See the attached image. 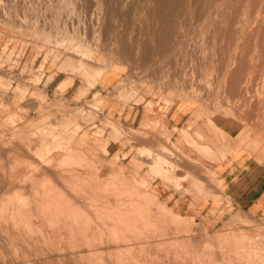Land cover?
<instances>
[{
	"label": "rangeland",
	"instance_id": "obj_1",
	"mask_svg": "<svg viewBox=\"0 0 264 264\" xmlns=\"http://www.w3.org/2000/svg\"><path fill=\"white\" fill-rule=\"evenodd\" d=\"M144 1L0 0V147L24 144L23 149L14 147L11 153L0 148V264H61L57 255H51L52 249L64 245L60 254L69 255V243L80 245L73 248L78 260L66 264H108L117 259L132 264H264V218L250 222L248 231H209L188 217L172 218L170 211L176 210L159 199L150 179L159 177L176 190L182 189L188 179L183 178L180 167L181 143L172 142L166 135L156 139L158 121L136 129L112 115L113 110L133 103L159 113L172 108L193 110L192 116L203 120L206 130L215 137V150L212 145V150L197 147L195 139L206 141L202 131L197 129L193 135L182 129L195 150L217 160L235 148L240 153H254L261 160L264 0H201L210 12L180 14L175 32L161 30ZM161 38L167 40L165 46L160 45ZM61 75L67 80L59 91L70 83L79 86L74 98L55 89H50L52 99L46 94L47 84ZM16 100L38 111L24 128L17 126L13 111ZM112 121L117 129H110ZM93 122L96 127L90 129ZM85 136H91V143ZM113 139L125 142L122 155L108 152ZM68 148L85 154L86 160L74 166L83 174L76 177L73 169L65 167L67 163L55 167L60 172L53 166L61 182H66L44 188L56 193L54 197L59 196L61 203L69 204L72 210L82 211L87 228L72 232L73 240L68 238L69 231L63 239L49 240L51 248L44 249L46 254L36 255L39 245L45 243L32 245L25 235L29 229L25 225L18 235L7 211L12 205L28 206L41 189L39 178L29 187L23 184L26 182L17 183L26 167L55 165L56 158L49 163L51 155L59 158ZM154 156L155 169L148 171ZM147 158L149 162H138ZM95 168L101 170L96 172ZM74 179L79 186H74ZM203 179L207 186H216L210 172ZM94 180L102 187L115 183L119 186L115 192L121 195L101 192ZM203 187L193 186L198 192ZM125 189L130 196L122 192ZM15 190L22 199L14 197ZM149 193L156 196L155 201L147 200ZM106 197L108 205L103 204ZM120 198L123 203L116 202ZM128 199L136 202L129 206L124 203ZM138 207H148L154 221L144 233H140V227L126 229V221L115 220L118 215H137ZM31 221L36 223L37 219L32 217ZM115 224L122 226L118 232L126 237L124 242L111 240ZM108 239L111 241L98 246ZM99 247L103 249L100 253L96 251ZM252 248L257 256L248 258ZM46 258L48 261H44Z\"/></svg>",
	"mask_w": 264,
	"mask_h": 264
},
{
	"label": "crops",
	"instance_id": "obj_2",
	"mask_svg": "<svg viewBox=\"0 0 264 264\" xmlns=\"http://www.w3.org/2000/svg\"><path fill=\"white\" fill-rule=\"evenodd\" d=\"M62 76L59 78L55 76L56 78L47 84L49 92L47 91L46 94L50 98L53 95L50 89H55L58 94L65 93L68 98H74L78 94L79 86L77 87L74 83H70L63 91L58 90L67 80L66 76L64 78ZM11 107L13 108V106ZM18 107L13 109L18 121L17 126L18 128H24V124L28 123L30 118L37 117L38 111L30 107L26 112V109L19 110ZM191 112L193 110L179 109V111H176L172 108L159 113V110L150 111L133 103L129 107L113 110L112 115L123 124L136 129H141L142 126H146L148 123L158 121L159 128L156 129L157 134L154 135L156 139H163L166 135L172 139V142L181 143V146H179V149L182 150L180 167L183 169V178L188 180L183 181L182 189L176 190L172 184L164 182L159 177L151 178L150 182L156 188L160 200L166 202L179 215L193 219L195 223L209 231L213 229L251 230L250 222L264 218V154L260 160L254 153H248L247 151L240 153L239 149L232 147V152L225 155L224 158L217 160L206 158L198 150H195L185 140L184 134L181 133L182 129H186L188 133L194 135V132L200 129L206 137V141L195 139V145L197 147L204 146L210 150L213 146L215 150V144H213L215 137L211 136V133L206 130V123L203 120H196ZM0 119L3 120L2 117ZM87 140L89 139L87 138ZM110 141L113 145V153L110 155H116V153L122 155L124 145H126L125 142L115 139ZM89 147H91L90 144ZM83 155L86 158L84 153ZM148 159H138V162L144 161L146 163L149 162ZM154 165L155 156L150 161L149 166L151 167L148 171H153L155 169ZM16 169L18 170V168ZM206 172L213 175L216 186L213 187L211 184L207 186L203 179ZM199 184H203L204 187L202 191L198 192L194 190L193 186L198 185L199 187ZM218 196L219 198H217ZM248 252V258L257 256L253 248Z\"/></svg>",
	"mask_w": 264,
	"mask_h": 264
},
{
	"label": "bare ground",
	"instance_id": "obj_3",
	"mask_svg": "<svg viewBox=\"0 0 264 264\" xmlns=\"http://www.w3.org/2000/svg\"><path fill=\"white\" fill-rule=\"evenodd\" d=\"M112 2H120V3H122V2H124V0H112ZM143 4L145 5V8L148 11V13L150 14V16H152L153 18L156 19V22L158 23L160 29L163 30V31L171 30V31L175 32L176 28H177L176 27V24H177L176 21H177L178 16H180V14H184V13L189 11V12H195L196 16H199V14H202V13L208 14L210 12V8L207 5H205L204 2L202 3L201 0H145L143 2ZM143 4H141L140 6H142ZM249 5L252 6V3H250ZM248 9H249V7H248ZM228 11H230V10H228ZM217 13H218V11H217ZM230 13H231V11H230ZM236 13H237V11H236ZM210 15H212V14H210ZM249 17H251V16L249 15ZM232 22H234V21H232ZM229 23H230V21H229ZM244 23H242V24L244 25ZM243 25H241V27H243ZM230 29H231V27H230ZM166 44H167V40L165 38H161L160 45L165 46ZM22 103H23V101H22ZM14 104H15V106L26 108L27 111L32 106L31 104L27 105V106H25L23 104H20V100H16L14 102ZM37 105H41V104L38 103ZM110 123H111V128L110 129H113V127H114V129H117L118 125L115 124L114 121H112ZM95 124L96 123L93 122L92 123V127L90 129L95 128L96 127ZM90 137L85 136L84 138L86 140H87V138L90 140ZM66 138L70 139L71 137H66ZM91 140H90V143H91ZM109 142H110V145L108 144V149H109L108 152L112 154L113 153L112 152L113 145H112L111 141H109ZM16 144H17V146L15 144L12 145V146H5V145L2 146L1 145L0 148H3V150L6 148V151L11 153L12 149H14V147L21 146V147H19V150H20V148H22L23 145H24L23 143H16ZM25 147H26L25 149L27 150L28 146L26 145ZM0 153H1V151H0ZM54 153H58V150H55ZM63 153L64 154L61 157H59V158H57L59 156L57 154L51 155L49 163L53 162V160H55V158H56L57 162L55 163V165L47 164L46 166H42L41 164H36L37 166L33 167V168L32 167H29V168L26 167V169L24 170V173L19 175L17 183L19 185H22L18 181L26 182V183H23V184L25 186L29 187V186L35 184V180L34 179L39 178L40 181H41V185H40L41 189L39 190L38 193H36L35 195L32 196V200L30 201V204H28V206H26V205H22V206L12 205V207L10 209H8V211H7V216L10 219H12L11 222H13L12 223V228H16L17 229V230H15V232L18 235H22L21 234V232H22L21 229L25 225V226H27L29 228L28 231H27L28 233L25 234V235L29 236L28 239H29V242L31 241L32 245L34 244L35 246L38 247L40 242L43 241L45 243L43 245L42 244L39 245L40 246L39 247V252L38 253L35 252L36 255L46 254V251L44 249L51 248V246L49 244H47L49 240H53V238H54V240H56V239L58 240L60 238L63 239L64 236H62V235H64V233L67 232V231L70 232L68 238L73 240L74 239V233H72V232H75V231L80 232L82 229L87 228V226H84V224L87 223L88 220H86L82 216V211L80 212L79 210H72L71 209L72 207H70L69 204H66L65 202L61 203V200L59 199L60 198L59 196L54 197L56 193L55 194L51 193L50 191H47L44 188V186L45 185L47 186V184H49V185H59L60 183L63 184V183L66 182L65 179H63V181L61 182L60 176L58 175L60 173L56 174V172H60V171L59 170L57 171V169L55 168V167H57L59 169L60 165L61 164L63 165V163H67L65 167L73 169L75 171V176L76 177H77L78 174L82 173L81 170H80L81 168L80 169H76V167H74V166L76 164L78 165L77 161L86 159L84 157L83 153H81V152L77 153L75 150L69 149V148L66 149ZM113 155L115 156V154H113ZM71 161H72V163H71ZM82 165H84V164H82ZM53 166H54L56 172L53 169ZM14 168H16V167H14ZM97 168H99V167H97ZM12 170H13V168H12ZM29 170H31L33 172L29 173ZM100 170L97 169V171H100ZM83 171H84V174L86 173V175H88V172H86V170L83 169ZM94 171H96V168H95ZM70 173L72 174V172H70ZM49 174H50V176H49ZM56 175L59 176V179H58V177H57V179H55ZM70 177H68V178L71 179ZM90 177L91 176H89V178ZM74 182L75 183L77 182V184L76 185L74 184V186H79L80 183L76 179H74ZM94 186L98 190H100L101 192L109 193V195L112 194V193H117L118 195H121L120 192H118V191L115 192L116 191L115 189L119 188V186H117L115 183L114 184H106V185H104L105 187H102V186L98 185V183H96L95 180H94ZM16 191L17 190L14 191V193H15L14 197H16V198L19 197V199L20 198L22 199V197L18 196L19 194H16L17 193ZM5 192L6 191H2V194H5ZM122 192L125 193V195H127V196L131 195V194L127 193L126 189L123 190ZM132 192L134 193V191H131L130 193H132ZM39 193H41L40 196H39ZM151 194L149 193L150 196L148 195V199L147 200H149V202L156 200L155 199L156 196L155 197L151 196ZM101 198H103V197H101ZM23 199H25V198H23ZM49 200H52V201L47 203V201H49ZM128 200H129L128 202L126 200H124V203H127L129 206L131 205L132 202H136V201H133V200L130 201V199H128ZM108 201L109 200L106 197V199L104 200L103 204L108 205ZM116 202L117 203H123L121 198L120 199H116ZM45 203H47V205H45ZM146 203H148V202H146ZM160 203H162V204H160ZM160 203L159 204L163 208L167 207V206H165V204L163 202H160ZM117 206H119V205H117ZM117 209H119V208H117ZM134 209L132 208V210H134ZM138 209H140V210H139V213L137 215L136 214H131V213H128L127 215H125V217H122V216L118 215V216L115 217V220H117V221H126L127 222L126 223V229H128V228L132 229V228L140 227V229H139L140 233H144V232H146V229L149 228V226H153L154 225V221L151 218L152 216L150 215L148 207H145V208H142V207L139 208L138 207ZM132 210L130 209V211H132ZM130 211H128V212H130ZM170 213L172 214V218H174L176 220H179V219L182 220V218H183L181 215H179L176 212L170 211ZM0 214H2L1 211H0ZM32 217H35L37 219L36 223L31 221ZM9 218H7V219H9ZM19 218H21V220H22L21 222H20ZM59 222L61 223L60 226H59ZM31 226H33L34 229H31ZM121 227L122 226L115 224V226L112 228V230L110 232V235H109L111 237L112 241H114V242L123 241L124 242L123 238H126V237H124V236L122 237L120 232H118L121 229ZM126 229H124V230H126ZM82 236H85V235H82ZM111 240L108 239V241H101L98 244V246L99 245H105ZM84 244H87L89 246L90 245L93 246V243H91L89 241H85ZM66 245H67V247L72 249V252H70L71 254H69V253H68L69 255L60 254V253H63L62 251H63V249H65L64 245H63V246H60L59 248L55 247L54 249H52L53 254L51 253V255L53 257H55V255H57L56 258L58 259V261L61 264H66V262H71V261L76 263V261L78 259L76 258V253L73 252V248H76V246H80V245L79 244L77 245V244H74V243H69V244H66ZM96 249H97L96 251L98 253H100V251L103 250L102 248L100 249V247L96 248ZM59 250H61V252ZM41 258H43V257H41ZM41 258L39 257L40 261H43V260H41ZM73 258H74V260H73ZM48 259L46 258V259H44V261H48ZM130 260L134 261V259L133 260L130 259ZM108 264H132V263L129 260L122 261L121 259H117L116 262L109 261Z\"/></svg>",
	"mask_w": 264,
	"mask_h": 264
}]
</instances>
